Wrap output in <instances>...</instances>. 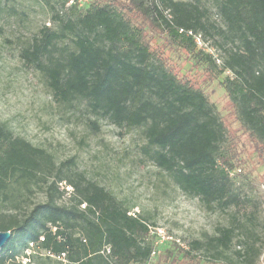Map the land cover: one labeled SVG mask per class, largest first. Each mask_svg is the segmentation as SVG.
Instances as JSON below:
<instances>
[{"label": "trees", "instance_id": "trees-1", "mask_svg": "<svg viewBox=\"0 0 264 264\" xmlns=\"http://www.w3.org/2000/svg\"><path fill=\"white\" fill-rule=\"evenodd\" d=\"M51 25H43L21 50L25 65L43 75L53 98L83 104L88 126L100 120L122 129H141L144 158L165 171L188 196L212 211L232 210L233 223L178 252L189 261L204 250L211 261L226 257L241 218L255 222L260 203L237 183V138L211 101L206 87L181 76L165 57L167 49L187 54L197 68L220 82L241 130L264 147V0H91L83 7L68 0H41ZM212 10L221 25L212 20ZM150 27L160 29L155 43ZM218 37L222 61L198 47ZM74 158L59 163L0 121V192L12 184L45 187L46 201L19 215H0V230L12 232L0 249V264H20L30 243L37 257H66L69 264H145L154 251L151 224L104 186L75 171ZM240 169V168H239ZM65 181L72 187L60 188ZM253 189V185L250 186ZM69 195V202L60 200ZM86 203L83 208L82 204ZM78 232V234H77ZM242 243V241H239ZM249 264L259 255L253 245Z\"/></svg>", "mask_w": 264, "mask_h": 264}, {"label": "rangeland", "instance_id": "rangeland-1", "mask_svg": "<svg viewBox=\"0 0 264 264\" xmlns=\"http://www.w3.org/2000/svg\"><path fill=\"white\" fill-rule=\"evenodd\" d=\"M51 15L41 0H0V121L15 136L51 153L57 165L74 158L77 173H84L104 186L130 214L146 218L152 227L151 241L156 253L145 264H249L236 251L248 255L252 245L260 252L254 264H264V147L241 130L232 114L229 99L220 85L226 74L209 84V75L192 65L187 54L176 49L165 51L166 59L181 76L191 79L196 86L206 87L211 101L237 138L240 161L236 167L241 169L237 183L260 203L255 222L241 218L245 227L240 229L226 257L213 262L201 250L197 251L200 259L189 261L178 252V247L189 249L192 241L205 240L219 226L231 225L233 211L208 209L199 198L183 193L165 171L147 161L141 153L146 141L141 129H122L100 120V130L94 132L88 126L89 115L83 104L70 107L53 98L40 71L26 66L21 58L22 48L39 29L51 25ZM211 17L221 25L215 10ZM149 33L155 43L163 42L160 29L150 27ZM215 40L218 37L210 38L203 46L213 57L219 53ZM217 64L220 67V62ZM67 187L65 181L60 184L61 189L72 191V187ZM68 197L66 194L60 203H68ZM45 201V187L14 183L6 192H0V215L3 219L10 214L22 215ZM45 256L35 258L31 264H69L66 257Z\"/></svg>", "mask_w": 264, "mask_h": 264}, {"label": "built area", "instance_id": "built-area-1", "mask_svg": "<svg viewBox=\"0 0 264 264\" xmlns=\"http://www.w3.org/2000/svg\"><path fill=\"white\" fill-rule=\"evenodd\" d=\"M90 1L91 0H68L67 5H77L78 7H83L86 4H88ZM189 34L194 35L198 47L203 49V50H205V48H203V46H206V44H208V43H207V41H205L203 39L202 34H194L191 31L189 32ZM214 58H215L216 62H220V65H221L222 61L220 59L219 53H218V56H216ZM225 74L226 75H232V72L230 70H226ZM240 170L241 169H236L235 171H233L231 173L232 174L238 173V172H240ZM69 187H71V186H69ZM69 187H67V188H69ZM67 191L69 192V190H67ZM82 207L85 208L86 207V203H83ZM35 250H36L35 244L34 243H30V247L25 251V254L18 259L19 263L20 264H31L32 263V255L35 253ZM155 253H156V250L154 249L152 255H154ZM49 255H51L52 257H55V255L51 254L50 252H49Z\"/></svg>", "mask_w": 264, "mask_h": 264}, {"label": "water", "instance_id": "water-1", "mask_svg": "<svg viewBox=\"0 0 264 264\" xmlns=\"http://www.w3.org/2000/svg\"><path fill=\"white\" fill-rule=\"evenodd\" d=\"M12 232L10 230L1 231L0 230V249H2L5 244L11 239Z\"/></svg>", "mask_w": 264, "mask_h": 264}]
</instances>
